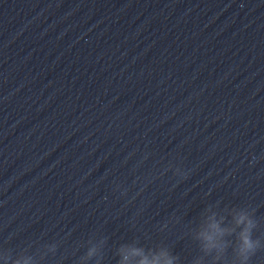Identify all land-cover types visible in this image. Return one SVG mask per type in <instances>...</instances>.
<instances>
[{
  "label": "clouds",
  "instance_id": "obj_1",
  "mask_svg": "<svg viewBox=\"0 0 264 264\" xmlns=\"http://www.w3.org/2000/svg\"><path fill=\"white\" fill-rule=\"evenodd\" d=\"M235 225L240 228L237 234L238 244L234 249L236 259L234 264H249L252 255L261 247L260 239L253 238V230L257 227L256 221L247 211L241 210L235 217ZM236 232L235 229L228 231L229 235ZM225 229L220 227V223L214 217H210L206 228L197 234V239L201 241V250L211 252L217 247V236H223ZM225 251L227 246H225ZM96 248H90L87 252L88 257L96 254ZM120 257L117 264H176L178 256L173 255L166 247L156 249H145L134 244L121 245L117 249ZM19 264V261L16 262Z\"/></svg>",
  "mask_w": 264,
  "mask_h": 264
}]
</instances>
